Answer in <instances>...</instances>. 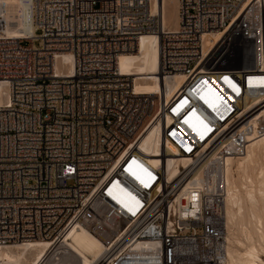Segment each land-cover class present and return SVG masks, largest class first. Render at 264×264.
I'll return each instance as SVG.
<instances>
[{
	"label": "built area",
	"instance_id": "obj_1",
	"mask_svg": "<svg viewBox=\"0 0 264 264\" xmlns=\"http://www.w3.org/2000/svg\"><path fill=\"white\" fill-rule=\"evenodd\" d=\"M30 18L34 36L13 37L0 14V246L46 239L49 264L84 227L93 264H225V159L264 137V0H178L175 31L150 0H32ZM144 34L176 90L119 70ZM171 156L189 163L169 176Z\"/></svg>",
	"mask_w": 264,
	"mask_h": 264
},
{
	"label": "bare ground",
	"instance_id": "obj_2",
	"mask_svg": "<svg viewBox=\"0 0 264 264\" xmlns=\"http://www.w3.org/2000/svg\"><path fill=\"white\" fill-rule=\"evenodd\" d=\"M32 0H0V14L4 32L8 36H34L35 25L30 18ZM158 12L164 29L175 31L178 25V0H150ZM173 10L171 11V9ZM217 35L214 37V39ZM56 70L72 72L69 54H63L55 64ZM119 70L134 77L135 91L157 93L163 89L170 93L180 87L184 75L159 78L158 38L144 34L133 52L121 53ZM159 137L156 130H149L140 147L147 153L158 155ZM158 163L156 157H150ZM185 156H171L166 160L167 174L175 175L186 167ZM223 176L226 184L224 202L225 264H264V137L253 141L237 157H226ZM50 243L46 239L25 241L16 245L0 246V264H37L48 254ZM101 241L84 227L72 231L66 238L62 251L49 264H93L101 254Z\"/></svg>",
	"mask_w": 264,
	"mask_h": 264
},
{
	"label": "snow or ice",
	"instance_id": "obj_3",
	"mask_svg": "<svg viewBox=\"0 0 264 264\" xmlns=\"http://www.w3.org/2000/svg\"><path fill=\"white\" fill-rule=\"evenodd\" d=\"M224 79L227 80V77H225ZM205 103H207V101H205ZM209 107H212V105L209 104ZM194 115H195V112L192 113V116H194ZM191 118H192L191 116L188 117V118H186V119L184 120V123H185V124H189ZM149 175H150V174H149ZM136 179H139V177H136ZM145 187H148V185H145Z\"/></svg>",
	"mask_w": 264,
	"mask_h": 264
},
{
	"label": "rangeland",
	"instance_id": "obj_4",
	"mask_svg": "<svg viewBox=\"0 0 264 264\" xmlns=\"http://www.w3.org/2000/svg\"><path fill=\"white\" fill-rule=\"evenodd\" d=\"M173 10V8L171 9V11ZM168 29V28H167Z\"/></svg>",
	"mask_w": 264,
	"mask_h": 264
}]
</instances>
